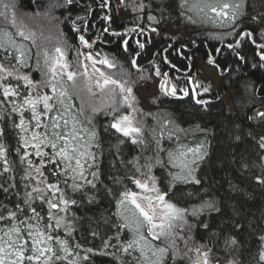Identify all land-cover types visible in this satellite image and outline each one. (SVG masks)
<instances>
[{
	"label": "trees",
	"instance_id": "16d2710c",
	"mask_svg": "<svg viewBox=\"0 0 264 264\" xmlns=\"http://www.w3.org/2000/svg\"><path fill=\"white\" fill-rule=\"evenodd\" d=\"M6 1L15 5L7 10L9 17L15 13L16 19L25 18L24 24L22 21L17 24L35 31L37 37L43 33L45 35L46 29H50L49 24L41 23L44 19L58 26L57 37L60 38L55 40L58 44L50 51L60 46L69 65H74L77 54L82 52L79 36L83 35L92 44V39L97 35L100 41H97L96 48L89 51L106 55L115 63L116 67L110 69L112 75L133 85L155 78L163 82L164 74L169 72L177 94L184 95L181 89L188 91V95L181 99L159 94L150 99V109L132 112L135 125L142 129L146 149L142 145L132 144L128 138L110 128V116L100 114L93 119L90 127L97 132L99 147L93 151L97 157L99 180L95 181V189L86 186L83 192L72 194L80 201L72 208L76 217L72 239L81 245L78 249L80 256L90 257L89 261H82L81 264H120L118 246L126 238L130 239L131 234L122 230L119 241L115 239L116 224L120 222L116 215V204L123 191H140L132 183L133 176L141 180L154 177L160 192L167 193L166 199L178 207L191 209L203 200L215 202L219 212L205 211L198 217H189L191 231L186 235L181 234L185 235L190 248L198 245L210 248L213 264L216 261L229 264L233 260L237 264H264L259 260V254L264 251V241L260 239L264 236V184L259 183V180H264V149L258 147L260 137L264 136V120L248 119L256 111H264V68L251 67L259 62V57L258 49L250 40H242L240 46L236 47L240 39L237 33L244 30L253 32L257 43L264 42L260 35L264 32V0H245L244 14L232 27L222 26L219 20L211 19L213 13L205 16L181 9V0H77L76 5L69 9L50 7L52 4H63L64 0ZM106 1L113 4L101 7ZM141 4L145 5L143 10L139 8ZM121 9L131 15L127 22L120 18ZM0 11H5L2 6ZM149 16L155 17V20H149ZM188 16H192L195 23ZM28 17L35 25L28 21ZM72 20H75V24ZM166 25L180 32H190V39L168 33L151 37V33L157 34L159 28ZM153 28L156 31H152ZM9 30L14 32L15 28ZM125 39L128 40L127 50L123 45ZM137 41L145 47L139 48ZM51 45L48 41L47 46ZM199 56L219 71L221 85L218 89H214L210 80L200 77ZM241 56L244 60L240 59ZM133 59L136 66L131 64ZM210 59L215 62L210 63ZM31 63L33 70L22 71L27 72L34 81H39L41 74L35 70L34 60ZM157 68L161 72L159 76L156 75ZM205 88L208 90L205 91ZM232 89H239L240 93L227 97ZM226 97L228 100H225ZM198 99L208 103L197 104ZM127 110L122 107L121 114H128ZM0 115L5 117L0 120V127L5 129V135L0 140L8 148V158L13 162L12 175L20 185L18 190H22L24 181L20 177L26 165L19 162L23 152L17 154L15 151L19 138L17 130L12 127L15 114L11 113V105H0ZM153 129L164 132L161 145L167 150H175L181 144L193 147L204 144L206 155L198 162L195 172L201 181L199 185L188 183L170 187L168 173L178 169L167 163L164 166L154 165L150 173L141 175L147 173V169L142 167L145 158L156 155ZM169 133L172 134L171 139H168ZM159 155L167 159L165 152ZM134 158H139V172ZM89 196L95 197L94 202L88 201ZM8 199L0 193V201L7 203ZM11 199L14 202L16 197L13 195ZM201 221L208 227L204 228ZM229 238H235L238 243L226 248L225 240ZM105 241L115 247L104 248ZM177 245L182 255L184 243L177 240ZM88 249H92V252H87ZM189 255L195 258L194 253ZM170 264H189V261L177 257Z\"/></svg>",
	"mask_w": 264,
	"mask_h": 264
},
{
	"label": "snow or ice",
	"instance_id": "6c2138e0",
	"mask_svg": "<svg viewBox=\"0 0 264 264\" xmlns=\"http://www.w3.org/2000/svg\"><path fill=\"white\" fill-rule=\"evenodd\" d=\"M76 3L77 0H64L63 4H52L50 7L69 9ZM0 4L5 10L0 11V97L3 98L0 105L10 104L11 113L15 114L12 127L17 130L19 138L15 151L17 154L23 152L19 162L26 165L20 177L24 181L22 190H18L20 185L12 175L13 162L8 158V148L0 140V193L9 198L7 203L0 201V264H81L82 261H89L90 257H81L78 251L81 245L72 239L76 219L72 208L80 203L72 194L83 192L86 186L95 189V181L99 180L97 157L93 151L99 147L97 132L90 127L93 119L100 114L110 116V128L128 138L132 144L147 148L142 129L134 123V116L121 114L122 107L136 112L132 104L135 99L132 88L127 86V81L116 79L97 67H116L108 56L101 57L99 52L78 53L75 64L69 65L60 46H56L54 51L48 48L51 37L43 34L37 37L35 31L17 24L15 13L9 17L7 10L14 8V4L3 3V0ZM244 4L245 0H192L191 4L189 0H181L179 7L197 15L213 13L211 19L219 20L222 26L232 27L244 14ZM105 6L106 3L101 4V7ZM144 7L139 5L141 10ZM148 19L155 20V17L149 16ZM188 19L195 23L192 16ZM71 22L75 24V20ZM10 28H15V31ZM237 35L240 39L236 47L240 46V41L248 39L258 49L259 62L251 67L264 68V42L257 43L251 31L244 30ZM260 35L264 39V32ZM79 41L86 49L92 48L83 35L79 36ZM137 44L141 49L145 47L139 41ZM123 45L127 50V39L123 40ZM80 56L91 63L82 62ZM240 59L244 60V57ZM33 60L35 70L41 74L39 81H34L22 71L33 70ZM209 62L215 61L210 59ZM131 64L136 66V60L133 59ZM156 75H161L159 68ZM164 76L165 80L160 85L162 91L175 96L176 86L170 85L166 73ZM181 91L188 95L186 89ZM196 103L206 105L208 102L198 99ZM257 118L264 120V111L258 110L254 116L248 117L252 120ZM3 119L5 117L0 115V120ZM152 131L156 155L145 158L142 167L147 169V173L141 175L150 173L154 165L164 166L167 163L178 169L168 173L170 187L188 183L199 185L201 181L195 172L198 162L206 155L204 144L194 147L181 144L175 150H167L161 145L164 132ZM4 135L5 129L0 127V138ZM171 136L169 133L168 139ZM258 147L264 149V136L260 137ZM160 152H165L166 160L160 157ZM134 162L139 172V158H134ZM131 180L142 192L125 190L116 204L120 222L116 224L115 239L119 241L122 230L131 234L130 239L126 238L118 246L120 264H170L177 257L187 259L189 264H213L211 249L206 245L188 247L185 235L192 228L189 217H198L205 211H220L215 202L203 200L191 209L178 207L166 199L167 193L160 192L154 177L141 180L133 176ZM259 183L264 184V180H259ZM13 195L16 197L14 202L11 199ZM87 199L91 203L95 197ZM201 224L204 228L208 227L202 221ZM260 239L264 241V236ZM177 240L184 243L182 255ZM237 243L235 238H229L225 240V247ZM108 247L115 246L105 241L104 248ZM86 251L91 253L92 249ZM189 253H194L195 258ZM112 255L115 256V253ZM259 260L264 262V251L259 254ZM216 264L219 262L216 261ZM229 264L237 262L233 260Z\"/></svg>",
	"mask_w": 264,
	"mask_h": 264
},
{
	"label": "rangeland",
	"instance_id": "374dc122",
	"mask_svg": "<svg viewBox=\"0 0 264 264\" xmlns=\"http://www.w3.org/2000/svg\"><path fill=\"white\" fill-rule=\"evenodd\" d=\"M3 3H10V2L3 0ZM10 4H13V3H10ZM0 6H2V4H0ZM10 8H9V10H10ZM119 15H120V18L122 21L127 22L128 20L131 19L130 13L124 9L119 10ZM24 20H25V18H22V19L17 18L18 23L22 21V23L24 24ZM28 21H30L33 25H35L34 21L32 20L31 17H28ZM41 21H43V20H38V22H41ZM41 23H45L46 26H48V24H49L50 29H46L47 32L44 36L51 37L50 42L52 43V45L48 47L50 49L55 44H58V43H55V40L57 41V39L60 38V37H57L59 28H58V26L53 24L54 22H50L48 20L46 21L45 19ZM27 25H29V23ZM28 28H29V26H28ZM162 33H168L171 35H179L181 37L188 38V39H190V37H191L190 32H188V31L180 32V31L174 29L171 25H166L165 27H160L157 34L151 33V37L152 36L157 37ZM103 56L104 55L101 54V57H103ZM64 59H65V57H64ZM81 61L89 63V64L91 63L90 61H84L83 56H82ZM197 61H198L199 69H200V77L204 80H210L213 84L214 89H218L221 85V75H220L219 71L212 68V66L206 60H204V58L202 56H199L197 58ZM65 62H67L66 59H65ZM97 67H99L101 69V71H104L106 74L112 75L111 70L109 68H107L106 66L97 65ZM112 76L116 79H119L115 75H112ZM161 83H162V81L157 80L156 78L153 79V81H147L144 83L140 82V83L133 84V85L131 83L127 82V86L132 88V96H134V98H135L134 101L132 102V104H133V107L137 110V112H138V109H143V108L150 109L152 106L150 99L152 97L158 96L159 94H162V93L164 94V91H162V89L160 87ZM171 85H172V82H171ZM236 93H240V90L239 89H232L227 94V97H231ZM227 97L225 100H228ZM127 112H128V115H133L131 109H128ZM28 151H31V149H29ZM149 183H150V181H149ZM139 192H142V190L140 189Z\"/></svg>",
	"mask_w": 264,
	"mask_h": 264
},
{
	"label": "flooded vegetation",
	"instance_id": "af4514ba",
	"mask_svg": "<svg viewBox=\"0 0 264 264\" xmlns=\"http://www.w3.org/2000/svg\"><path fill=\"white\" fill-rule=\"evenodd\" d=\"M111 4H113L111 1H106V6H107V7L110 6ZM107 7H106V8H107ZM124 32H126V31H124ZM148 34H150V33H148ZM129 40H130V39H129ZM97 41H100V38H99L97 35H95V38L92 39V48H90V49H86V48L84 47V45L81 44L82 52L89 51V50H91V49L96 48V47H97V44H98ZM177 95H178V94H177ZM180 96H182V95H180ZM126 115H128V114H126Z\"/></svg>",
	"mask_w": 264,
	"mask_h": 264
},
{
	"label": "water",
	"instance_id": "95a60500",
	"mask_svg": "<svg viewBox=\"0 0 264 264\" xmlns=\"http://www.w3.org/2000/svg\"><path fill=\"white\" fill-rule=\"evenodd\" d=\"M167 79L170 81V85H171V79L169 77V72L167 73ZM167 96L172 99H181V98H184L186 95L180 96L176 94L175 96H172V95H167Z\"/></svg>",
	"mask_w": 264,
	"mask_h": 264
}]
</instances>
